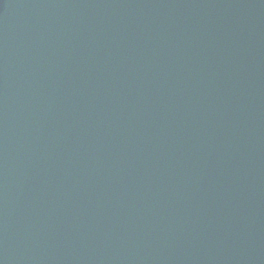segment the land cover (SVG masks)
I'll return each instance as SVG.
<instances>
[{
    "label": "water",
    "instance_id": "water-1",
    "mask_svg": "<svg viewBox=\"0 0 264 264\" xmlns=\"http://www.w3.org/2000/svg\"><path fill=\"white\" fill-rule=\"evenodd\" d=\"M0 264H264V0H0Z\"/></svg>",
    "mask_w": 264,
    "mask_h": 264
}]
</instances>
